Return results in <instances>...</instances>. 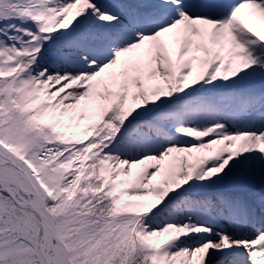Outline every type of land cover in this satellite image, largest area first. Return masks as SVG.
Segmentation results:
<instances>
[{"label": "snow or ice", "instance_id": "6c2138e0", "mask_svg": "<svg viewBox=\"0 0 264 264\" xmlns=\"http://www.w3.org/2000/svg\"><path fill=\"white\" fill-rule=\"evenodd\" d=\"M0 264H264V0H0Z\"/></svg>", "mask_w": 264, "mask_h": 264}]
</instances>
